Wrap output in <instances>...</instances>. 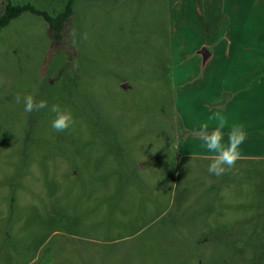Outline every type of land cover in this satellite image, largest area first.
I'll use <instances>...</instances> for the list:
<instances>
[{
  "label": "rangeland",
  "instance_id": "obj_1",
  "mask_svg": "<svg viewBox=\"0 0 264 264\" xmlns=\"http://www.w3.org/2000/svg\"><path fill=\"white\" fill-rule=\"evenodd\" d=\"M68 1L0 0V15ZM76 2L62 49L32 13L0 34V264H264V161L250 157L264 147L248 146L264 0ZM17 94L75 124L54 131ZM217 114L247 132L220 176L195 137Z\"/></svg>",
  "mask_w": 264,
  "mask_h": 264
},
{
  "label": "clouds",
  "instance_id": "obj_2",
  "mask_svg": "<svg viewBox=\"0 0 264 264\" xmlns=\"http://www.w3.org/2000/svg\"><path fill=\"white\" fill-rule=\"evenodd\" d=\"M72 35L75 36V32ZM83 39H87L86 34ZM76 42L74 38L72 43L76 44ZM15 102L17 104L23 102L26 113L40 112L47 109L53 114L51 127L56 132L68 131L75 124L74 116L69 109L62 108L55 103L49 106L47 99L37 100L34 94L24 96L17 94ZM215 121L216 126L211 131L209 130V123H202L199 130L195 132V137L200 142L201 149L211 154L208 172L211 175L220 176L225 171L233 168L240 158L241 145L247 139V132L242 125H233L229 128L227 140H225L224 129L228 126L227 120L224 116L217 114Z\"/></svg>",
  "mask_w": 264,
  "mask_h": 264
},
{
  "label": "trees",
  "instance_id": "obj_3",
  "mask_svg": "<svg viewBox=\"0 0 264 264\" xmlns=\"http://www.w3.org/2000/svg\"><path fill=\"white\" fill-rule=\"evenodd\" d=\"M77 0H69L65 10L56 17L51 16L46 11L37 10L30 4H18L14 5L8 3L2 15H0V34L7 28L14 20L21 17L25 13H32L34 15L42 17L49 29L50 37L55 46L59 45V48L68 46L71 33L70 22L74 14V9Z\"/></svg>",
  "mask_w": 264,
  "mask_h": 264
},
{
  "label": "crops",
  "instance_id": "obj_4",
  "mask_svg": "<svg viewBox=\"0 0 264 264\" xmlns=\"http://www.w3.org/2000/svg\"><path fill=\"white\" fill-rule=\"evenodd\" d=\"M209 59L206 62L204 61V63H207L209 61ZM251 65H252V63H251ZM253 71L255 72V70H253ZM252 91H253V89H250L248 91V95L251 94ZM258 94H262L263 98H264V91L263 92H259ZM252 111L253 112H250V113L248 112V114L250 115V119H252V121L253 120L254 121L257 120L258 124L256 126H249V129L253 131V135L255 137H258V135H259V139L255 138L252 141H256V142H254V144L249 142L248 146L253 147V148L264 147V135H261V133H260V131H263V129H264V104H263V106H260L258 109H256V110L253 109ZM209 130L211 131L212 128L210 127ZM225 140H227V133L226 132H225ZM185 155H187L188 157L197 156L194 152H190V153H187ZM250 157L253 158L254 160L264 161V154H262V152L261 153L260 152L257 153L256 151H254L252 156H250Z\"/></svg>",
  "mask_w": 264,
  "mask_h": 264
},
{
  "label": "water",
  "instance_id": "obj_5",
  "mask_svg": "<svg viewBox=\"0 0 264 264\" xmlns=\"http://www.w3.org/2000/svg\"><path fill=\"white\" fill-rule=\"evenodd\" d=\"M201 55L203 56L204 61L206 62L211 56L212 53L210 52V50L206 47H204L201 51H200ZM126 88V86L124 87Z\"/></svg>",
  "mask_w": 264,
  "mask_h": 264
}]
</instances>
